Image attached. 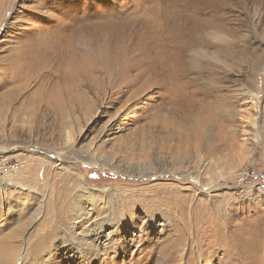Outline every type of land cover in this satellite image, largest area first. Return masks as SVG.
I'll return each instance as SVG.
<instances>
[{
    "label": "rangeland",
    "instance_id": "374dc122",
    "mask_svg": "<svg viewBox=\"0 0 264 264\" xmlns=\"http://www.w3.org/2000/svg\"><path fill=\"white\" fill-rule=\"evenodd\" d=\"M167 1L0 0V264H264V0Z\"/></svg>",
    "mask_w": 264,
    "mask_h": 264
},
{
    "label": "bare ground",
    "instance_id": "6f19581e",
    "mask_svg": "<svg viewBox=\"0 0 264 264\" xmlns=\"http://www.w3.org/2000/svg\"><path fill=\"white\" fill-rule=\"evenodd\" d=\"M214 1H218V0H177V1L173 0V1H167V3H165V6L153 5L152 9L149 8L151 14L149 16L154 18H152V21L150 23L147 22L146 25L147 29H145L144 32L146 33L147 31L149 34L151 33L159 34L163 32V35L167 33L173 35L176 39L178 38V40L181 41L177 45L176 43H174L173 45L160 44L159 46L162 49L163 48L167 49L166 47L169 48L171 46H174L180 51L185 49L192 50L193 54L190 56V60L193 62H198V61L207 62L206 60L209 57L218 59V57H221L219 54H215L213 52V55L212 53L210 55L208 53L207 46L209 45V43L207 42V40L211 39V42L212 40L215 42V41H221L223 39H227L225 38L226 35L224 33L229 32L230 35H232L235 33L234 30L228 28V26L225 27L226 22H223L222 18L220 17L217 18L212 14H209L210 17L203 18L200 16H196L193 13H180V11L178 12V10H181L184 7L185 8L190 7L191 5L192 8L194 6L193 8L194 10L203 7L204 10L202 11V14H205L206 13L205 10L207 8L210 9ZM173 7L174 8L179 7V8L177 10L175 9L174 11ZM254 13H255L254 16L252 17L250 16L249 18L250 19L249 23L252 25V27H254V24L256 23V17L258 16L256 12ZM129 18L130 17H128V19ZM229 39L230 40L227 39L225 41L226 46L230 45L233 41L231 38ZM213 44L215 45V43ZM217 46H219L220 49L222 48V44H218Z\"/></svg>",
    "mask_w": 264,
    "mask_h": 264
}]
</instances>
